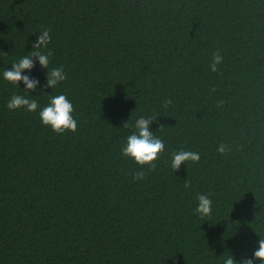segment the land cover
<instances>
[{
  "label": "trees",
  "instance_id": "16d2710c",
  "mask_svg": "<svg viewBox=\"0 0 264 264\" xmlns=\"http://www.w3.org/2000/svg\"><path fill=\"white\" fill-rule=\"evenodd\" d=\"M43 30L40 51L67 79L47 87L37 61L25 92L3 72ZM13 95L37 111L9 110ZM56 95L76 132L43 125ZM141 116L165 143L154 171L121 152L134 131L123 122ZM179 150L200 162L174 171ZM201 193L209 216L195 212ZM261 237L264 0H0V264H223L251 258Z\"/></svg>",
  "mask_w": 264,
  "mask_h": 264
},
{
  "label": "clouds",
  "instance_id": "9594fccd",
  "mask_svg": "<svg viewBox=\"0 0 264 264\" xmlns=\"http://www.w3.org/2000/svg\"><path fill=\"white\" fill-rule=\"evenodd\" d=\"M51 41L49 30H43L39 33L36 42L33 44V51L19 59L18 62L12 64L11 70H4L3 78L13 84H20L22 81L25 85V92L36 90L40 84L38 78L31 75H24L27 71L31 73L36 67L38 61L39 65L47 69L46 86L55 88L60 82L65 81L67 76L63 67L49 69L50 57L52 52L47 53L40 51L46 49ZM223 61V57L219 52L213 54L209 69L212 72L218 71V65ZM163 106L168 108L174 104L171 98L165 99ZM9 110L26 109L28 112H36L38 103L35 99H29L25 95H13L7 103ZM74 107L65 95L51 96L49 103L39 111V117L45 126H50L57 134H62L66 131L76 132L78 122L73 117ZM156 121V116L143 117L136 119L134 124L129 120L123 122V128H133L134 131L128 135L126 144L122 147L121 152L124 157L132 158L143 169L148 166L149 170L154 171L156 161L160 154L165 150V143L161 138L153 135L150 131V125ZM162 127V126H161ZM227 145L221 143L217 151L224 154L228 151ZM201 156L196 151L179 150L172 153L171 168L174 171H179L182 164L191 161L192 163H199ZM145 178V171L137 170L133 174L134 180H143ZM185 188L191 187L190 183L186 182ZM211 193L198 194L197 207L195 212L201 217L209 216L212 213L213 201L210 198ZM255 261H260L264 264V237L258 241V248L253 252L251 258H243L237 262L231 255L223 260V264H255Z\"/></svg>",
  "mask_w": 264,
  "mask_h": 264
}]
</instances>
